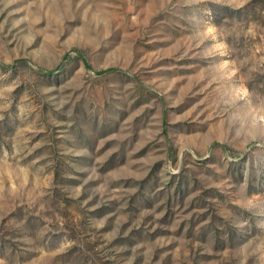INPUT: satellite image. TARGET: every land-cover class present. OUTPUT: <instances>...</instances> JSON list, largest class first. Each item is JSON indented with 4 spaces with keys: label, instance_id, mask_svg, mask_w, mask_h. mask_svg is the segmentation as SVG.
Wrapping results in <instances>:
<instances>
[{
    "label": "rangeland",
    "instance_id": "1",
    "mask_svg": "<svg viewBox=\"0 0 264 264\" xmlns=\"http://www.w3.org/2000/svg\"><path fill=\"white\" fill-rule=\"evenodd\" d=\"M0 264H264V0H0Z\"/></svg>",
    "mask_w": 264,
    "mask_h": 264
}]
</instances>
